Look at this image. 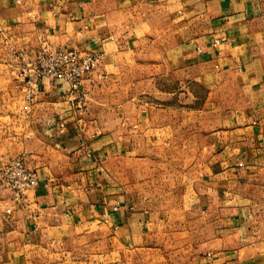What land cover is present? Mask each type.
I'll list each match as a JSON object with an SVG mask.
<instances>
[{"label":"crops","instance_id":"0c3cea01","mask_svg":"<svg viewBox=\"0 0 264 264\" xmlns=\"http://www.w3.org/2000/svg\"><path fill=\"white\" fill-rule=\"evenodd\" d=\"M45 43L105 55L82 108L27 99L16 54ZM19 156L39 185L0 189V264H264V0H0Z\"/></svg>","mask_w":264,"mask_h":264},{"label":"built area","instance_id":"2783aa9c","mask_svg":"<svg viewBox=\"0 0 264 264\" xmlns=\"http://www.w3.org/2000/svg\"><path fill=\"white\" fill-rule=\"evenodd\" d=\"M16 57L18 79L26 87L27 99H32L39 93V87L45 79L59 80L67 83L69 87L68 92L61 98L76 102L82 108L83 82L98 71L105 55L81 47L60 48L45 43L34 55L19 53ZM65 127L66 124L61 122V133ZM38 185V172L28 166L24 156L10 159L0 171V189L7 191L14 203H23L27 193Z\"/></svg>","mask_w":264,"mask_h":264},{"label":"rangeland","instance_id":"374dc122","mask_svg":"<svg viewBox=\"0 0 264 264\" xmlns=\"http://www.w3.org/2000/svg\"><path fill=\"white\" fill-rule=\"evenodd\" d=\"M51 45V44H50ZM52 46V45H51ZM53 47H60V48H68V47H64V46H53ZM72 48V47H71Z\"/></svg>","mask_w":264,"mask_h":264}]
</instances>
